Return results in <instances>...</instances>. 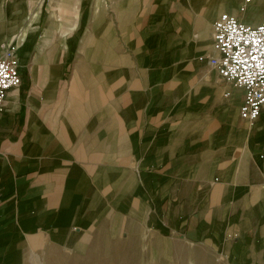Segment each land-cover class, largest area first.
I'll return each instance as SVG.
<instances>
[{"label":"crops","instance_id":"obj_1","mask_svg":"<svg viewBox=\"0 0 264 264\" xmlns=\"http://www.w3.org/2000/svg\"><path fill=\"white\" fill-rule=\"evenodd\" d=\"M81 2L49 24L60 50H18L22 84L0 116V264L138 224L264 264V108L240 118L243 90L206 59L215 18L255 24L264 0L254 17L228 0H93L85 15Z\"/></svg>","mask_w":264,"mask_h":264},{"label":"rangeland","instance_id":"obj_2","mask_svg":"<svg viewBox=\"0 0 264 264\" xmlns=\"http://www.w3.org/2000/svg\"><path fill=\"white\" fill-rule=\"evenodd\" d=\"M76 2L0 0V44L3 41L20 44L26 55L45 45L47 50L57 52L61 49V37L56 24L75 12ZM92 3L93 0L81 2L84 15ZM227 4L237 11L241 0H228ZM256 12L259 13L256 7H249L242 14L254 17ZM52 22H56L53 27L49 25ZM50 38L54 39L52 43L48 42ZM131 230L128 234H113L107 226L98 227L83 237L77 249L74 245H46L22 264H226L224 257L204 242H193L177 234H161L140 224Z\"/></svg>","mask_w":264,"mask_h":264},{"label":"built area","instance_id":"obj_3","mask_svg":"<svg viewBox=\"0 0 264 264\" xmlns=\"http://www.w3.org/2000/svg\"><path fill=\"white\" fill-rule=\"evenodd\" d=\"M254 1L241 0L238 12ZM20 46L12 41L0 44V116L9 90L22 84ZM212 46L216 53L207 56V63L223 80L243 90L239 116L254 122L264 108V20L249 24L223 11L212 24Z\"/></svg>","mask_w":264,"mask_h":264}]
</instances>
